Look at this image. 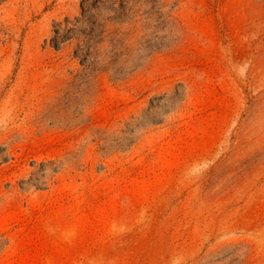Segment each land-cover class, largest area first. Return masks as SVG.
Listing matches in <instances>:
<instances>
[{"label": "rangeland", "instance_id": "obj_1", "mask_svg": "<svg viewBox=\"0 0 264 264\" xmlns=\"http://www.w3.org/2000/svg\"><path fill=\"white\" fill-rule=\"evenodd\" d=\"M82 1L0 0V264H264V0H162L121 73L52 45Z\"/></svg>", "mask_w": 264, "mask_h": 264}, {"label": "trees", "instance_id": "obj_2", "mask_svg": "<svg viewBox=\"0 0 264 264\" xmlns=\"http://www.w3.org/2000/svg\"><path fill=\"white\" fill-rule=\"evenodd\" d=\"M80 7L79 17L73 22L66 19L63 27L60 23L54 29L52 45L58 49L63 41L77 38L75 55L88 56L100 71L121 73L122 67L117 63H124L123 56L129 55L131 49H134L135 66L139 59L169 47L175 39L177 27L162 0H83ZM69 23L74 27H67ZM79 24H84L86 29L78 28ZM86 60L82 58L83 62ZM182 94L176 89L170 101L159 108L167 112L175 100L182 101Z\"/></svg>", "mask_w": 264, "mask_h": 264}]
</instances>
